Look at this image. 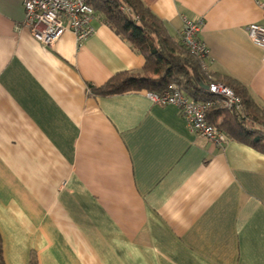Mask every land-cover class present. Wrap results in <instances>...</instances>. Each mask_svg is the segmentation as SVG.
<instances>
[{
  "label": "crops",
  "instance_id": "crops-1",
  "mask_svg": "<svg viewBox=\"0 0 264 264\" xmlns=\"http://www.w3.org/2000/svg\"><path fill=\"white\" fill-rule=\"evenodd\" d=\"M0 0V234L6 264H264V154L191 133L143 91L98 95L144 57L98 18L52 46ZM178 35L201 20L207 72L264 107V0H143Z\"/></svg>",
  "mask_w": 264,
  "mask_h": 264
},
{
  "label": "trees",
  "instance_id": "trees-1",
  "mask_svg": "<svg viewBox=\"0 0 264 264\" xmlns=\"http://www.w3.org/2000/svg\"><path fill=\"white\" fill-rule=\"evenodd\" d=\"M94 18H98L132 49L144 57L140 71H125L112 76L100 86H90L98 95L131 91L160 93L168 84H175L184 95L212 103L206 111L209 123L220 129L229 140L246 144L264 154V107L257 105L246 90L225 78L213 77L199 60L171 35L164 22L143 0H87ZM221 82L240 97L238 111L229 110L222 100L212 97L201 84ZM0 264H6L0 234ZM29 264H37L32 256Z\"/></svg>",
  "mask_w": 264,
  "mask_h": 264
},
{
  "label": "built area",
  "instance_id": "built-area-1",
  "mask_svg": "<svg viewBox=\"0 0 264 264\" xmlns=\"http://www.w3.org/2000/svg\"><path fill=\"white\" fill-rule=\"evenodd\" d=\"M26 24L32 36L44 46H52L65 31H71L80 45L82 41L94 32L91 22L94 18L87 0H24ZM201 20L184 19L179 36L183 46L193 54L207 71L205 58L208 49L197 38ZM246 32L252 43L264 50V25L249 23ZM207 91L217 100H222L229 110L238 111L241 100L231 88L221 82L211 81ZM146 97L160 105H174L188 130L216 145H224L228 138L215 125L206 119V111L211 100L196 101L177 88L173 83L168 84L160 93L148 91Z\"/></svg>",
  "mask_w": 264,
  "mask_h": 264
},
{
  "label": "water",
  "instance_id": "water-1",
  "mask_svg": "<svg viewBox=\"0 0 264 264\" xmlns=\"http://www.w3.org/2000/svg\"><path fill=\"white\" fill-rule=\"evenodd\" d=\"M201 86H202L204 89H207V85H206V84H201Z\"/></svg>",
  "mask_w": 264,
  "mask_h": 264
}]
</instances>
